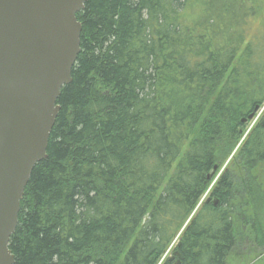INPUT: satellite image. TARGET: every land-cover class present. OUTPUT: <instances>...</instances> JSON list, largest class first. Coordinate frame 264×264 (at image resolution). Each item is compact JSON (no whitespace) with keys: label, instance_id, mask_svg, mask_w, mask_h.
<instances>
[{"label":"trees","instance_id":"1","mask_svg":"<svg viewBox=\"0 0 264 264\" xmlns=\"http://www.w3.org/2000/svg\"><path fill=\"white\" fill-rule=\"evenodd\" d=\"M77 17L14 264H227L238 240L263 248L264 126L248 117L264 106V0H86Z\"/></svg>","mask_w":264,"mask_h":264},{"label":"water","instance_id":"2","mask_svg":"<svg viewBox=\"0 0 264 264\" xmlns=\"http://www.w3.org/2000/svg\"><path fill=\"white\" fill-rule=\"evenodd\" d=\"M85 2L0 0V264L15 262L9 242L32 171L47 157L61 89L72 82Z\"/></svg>","mask_w":264,"mask_h":264},{"label":"rangeland","instance_id":"3","mask_svg":"<svg viewBox=\"0 0 264 264\" xmlns=\"http://www.w3.org/2000/svg\"><path fill=\"white\" fill-rule=\"evenodd\" d=\"M263 118H264V106L261 107V109L257 113L256 118L251 121L249 127L252 128V126H254L257 122H259ZM236 153L237 151L234 152V154ZM234 154L231 155L230 158L227 160V162L224 165L223 170L220 171V174H222V172L225 171L228 167H233ZM220 174L216 176L215 181L211 184L210 189L205 194L203 200L210 197L209 192L215 185L216 180L218 179ZM177 241H178V238L174 241L172 246L169 248L165 257H170L173 254V248L175 244L177 243ZM263 259H264V247L263 248L259 247L257 244L254 245V243L250 239L249 241L244 239V240H238V244L235 247L234 251L232 252L230 258L228 259L227 264H264Z\"/></svg>","mask_w":264,"mask_h":264}]
</instances>
